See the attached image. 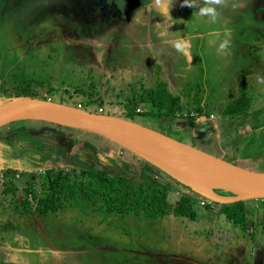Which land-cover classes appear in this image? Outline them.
I'll use <instances>...</instances> for the list:
<instances>
[{
	"label": "rangeland",
	"instance_id": "obj_1",
	"mask_svg": "<svg viewBox=\"0 0 264 264\" xmlns=\"http://www.w3.org/2000/svg\"><path fill=\"white\" fill-rule=\"evenodd\" d=\"M152 2L0 0V103L18 97L23 77L33 98L102 109L264 173V0H165L162 9ZM160 83L178 99L171 115L146 102ZM239 99L244 116L222 115ZM71 142L64 162L17 165L39 162L27 153L32 143L67 150ZM86 157L166 184L167 203L188 199L193 217L85 206L39 213L50 172L70 171ZM243 202L244 220L230 221L223 204L95 133L35 120L0 128V264H264V198Z\"/></svg>",
	"mask_w": 264,
	"mask_h": 264
},
{
	"label": "water",
	"instance_id": "obj_2",
	"mask_svg": "<svg viewBox=\"0 0 264 264\" xmlns=\"http://www.w3.org/2000/svg\"><path fill=\"white\" fill-rule=\"evenodd\" d=\"M153 1L155 9L160 8V4ZM54 117L70 126L53 123ZM26 120L45 121L105 137L218 204L264 198V173L240 168L130 120L27 96L0 103V128Z\"/></svg>",
	"mask_w": 264,
	"mask_h": 264
},
{
	"label": "trees",
	"instance_id": "obj_3",
	"mask_svg": "<svg viewBox=\"0 0 264 264\" xmlns=\"http://www.w3.org/2000/svg\"><path fill=\"white\" fill-rule=\"evenodd\" d=\"M17 82L19 83L16 90L17 96L33 97L30 91L31 80L21 77L18 78ZM177 100V97L166 91L165 83H160L157 89L149 91L146 102L155 108L166 107V114L171 115L175 111L173 106L176 105ZM246 108V101L239 99L226 106L222 115L229 119L236 116L241 117L245 115ZM56 126L64 127L61 125ZM100 137L106 142L125 150L117 143L105 137ZM69 144L67 150L60 146L45 150V146L36 147L32 143L29 145L32 149L29 152L32 153H27L30 154V158L33 160L36 159L33 156L40 157L39 162L17 163V165L21 166L20 164H22L21 167L31 170L44 168L45 162H49L51 159L58 160V156H61L64 162L70 158L68 154L71 153L72 142ZM42 157H45V159H42ZM80 164L79 166L74 165L70 171L59 169L50 172L47 179L48 192L43 199L38 201L39 208L37 211L39 213L56 212L66 207L85 206L97 213L107 215L131 213L149 218H157L168 214L190 219L193 217L194 211L188 199H184L174 206L167 203L166 184L151 183L141 176L129 174L107 159L86 157V161ZM56 167L55 165L52 168ZM151 167L158 169L153 165ZM46 171H49V169H46ZM243 204L244 202H237L223 205L222 212L230 221H243L245 213Z\"/></svg>",
	"mask_w": 264,
	"mask_h": 264
},
{
	"label": "crops",
	"instance_id": "obj_4",
	"mask_svg": "<svg viewBox=\"0 0 264 264\" xmlns=\"http://www.w3.org/2000/svg\"><path fill=\"white\" fill-rule=\"evenodd\" d=\"M164 4H165V2H164V0H163V2H162V6H161V9L163 8V6H164ZM153 5H154V1H153ZM146 104H148V103H146ZM199 106H203V103H201V105H199ZM209 117H212V114H210L209 115ZM199 118H200V120H205V118H203V117H201V116H199ZM213 123H214V125L213 126H215V128H218L219 126L216 124V122H214V121H216L215 119H214V117H212L211 119H210ZM243 129H244V127H243ZM201 133H205L206 134V129H203L202 131H200ZM199 132V133H200ZM208 133V132H207ZM208 135V134H207ZM240 136V135H239ZM241 137V136H240ZM237 138H238V135H237ZM238 140H240V139H238ZM190 145V144H189ZM192 146V145H191ZM194 147V146H193ZM205 152V151H204Z\"/></svg>",
	"mask_w": 264,
	"mask_h": 264
},
{
	"label": "bare ground",
	"instance_id": "obj_5",
	"mask_svg": "<svg viewBox=\"0 0 264 264\" xmlns=\"http://www.w3.org/2000/svg\"><path fill=\"white\" fill-rule=\"evenodd\" d=\"M157 3L161 5V4H162V0H157ZM51 120L53 121V123H56V124H61V125H66V126L68 125V126H70L69 123L63 121L62 119L56 118V117L52 118ZM71 126H72V125H71Z\"/></svg>",
	"mask_w": 264,
	"mask_h": 264
},
{
	"label": "built area",
	"instance_id": "obj_6",
	"mask_svg": "<svg viewBox=\"0 0 264 264\" xmlns=\"http://www.w3.org/2000/svg\"><path fill=\"white\" fill-rule=\"evenodd\" d=\"M138 112H139V111H138ZM98 113H101V114H103V113H102V109H100V111H99ZM202 204H204V203L202 202Z\"/></svg>",
	"mask_w": 264,
	"mask_h": 264
},
{
	"label": "flooded vegetation",
	"instance_id": "obj_7",
	"mask_svg": "<svg viewBox=\"0 0 264 264\" xmlns=\"http://www.w3.org/2000/svg\"><path fill=\"white\" fill-rule=\"evenodd\" d=\"M164 2H165V0H164ZM152 5H153V2H152ZM154 9H155V7H154ZM155 11H160V10H155Z\"/></svg>",
	"mask_w": 264,
	"mask_h": 264
}]
</instances>
